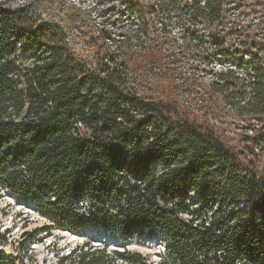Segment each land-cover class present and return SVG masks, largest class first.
<instances>
[{"label":"trees","instance_id":"16d2710c","mask_svg":"<svg viewBox=\"0 0 264 264\" xmlns=\"http://www.w3.org/2000/svg\"><path fill=\"white\" fill-rule=\"evenodd\" d=\"M46 2L0 0V189L62 230L163 234L168 264H264V0H121L94 66ZM212 57L183 100L181 70ZM66 259L148 264L89 244Z\"/></svg>","mask_w":264,"mask_h":264},{"label":"rangeland","instance_id":"374dc122","mask_svg":"<svg viewBox=\"0 0 264 264\" xmlns=\"http://www.w3.org/2000/svg\"><path fill=\"white\" fill-rule=\"evenodd\" d=\"M30 1L8 0L11 5H22ZM120 1L47 0L38 12L43 19L65 34L78 56L94 66L93 39L98 38L102 32H114L115 28L124 24L119 10ZM238 11L234 9L233 13L237 14ZM254 22L258 23L256 20ZM261 32L262 30L257 31ZM235 58L236 55L233 54L231 64H234ZM198 60L193 58L188 61L186 69L181 70V77L184 79L175 84L176 87L180 84L182 89L179 91L182 92L183 100H188L185 95L188 89L181 86L182 82L188 80L189 86L194 85L191 89L196 91V82L202 84L211 80L210 71L213 68L216 71L224 68V63L217 57L207 59L205 65H200ZM198 197L197 193L190 195L193 201ZM87 244L96 248L139 253L148 264H168L166 262L169 261L163 234L152 235L146 229L144 234H136L124 240L120 234L115 238L100 228H86L78 233L62 230L42 218L32 205L14 198L7 190L0 189V252L6 258H18L23 264H70L67 256L74 249Z\"/></svg>","mask_w":264,"mask_h":264}]
</instances>
